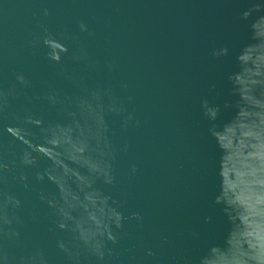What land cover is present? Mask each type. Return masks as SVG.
<instances>
[{
	"label": "water",
	"instance_id": "water-1",
	"mask_svg": "<svg viewBox=\"0 0 264 264\" xmlns=\"http://www.w3.org/2000/svg\"><path fill=\"white\" fill-rule=\"evenodd\" d=\"M0 264H264V0H0Z\"/></svg>",
	"mask_w": 264,
	"mask_h": 264
}]
</instances>
